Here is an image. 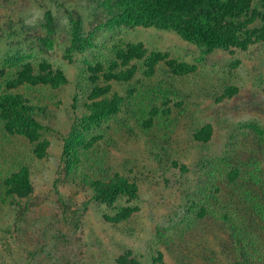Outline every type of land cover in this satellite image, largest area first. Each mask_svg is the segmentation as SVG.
<instances>
[{"label":"rangeland","instance_id":"1","mask_svg":"<svg viewBox=\"0 0 264 264\" xmlns=\"http://www.w3.org/2000/svg\"><path fill=\"white\" fill-rule=\"evenodd\" d=\"M111 1L0 0V95L15 94L48 112L37 131L48 143L42 158L34 156L29 139L36 130L23 125L21 134H10L0 113V264H154L158 252L165 264H174L162 240L191 222L187 195L198 158L219 155L234 130L264 128V42L246 50H208L176 30L114 22L119 11ZM76 21L80 33H73ZM139 43L196 71L176 76L161 62L147 76L146 63L133 61V78L113 82L105 96L113 104L121 99L117 112L92 122L85 112L92 90L88 67H110L116 50ZM26 62L51 65L66 84L11 89L5 81ZM227 87L236 93L218 102ZM166 109L170 115L159 116ZM206 124L212 136L203 145L193 133ZM85 140H98L85 155L105 167L88 180L109 190L106 174L119 173L137 183L135 197L103 198L68 171L66 145L76 148ZM160 143L171 160L164 162ZM23 164L30 176L22 195H8L3 181ZM126 207L138 209L119 223L107 219Z\"/></svg>","mask_w":264,"mask_h":264},{"label":"trees","instance_id":"2","mask_svg":"<svg viewBox=\"0 0 264 264\" xmlns=\"http://www.w3.org/2000/svg\"><path fill=\"white\" fill-rule=\"evenodd\" d=\"M119 11L118 22L129 27H153L161 30H176L185 40L208 50H246L257 42H264V0H112ZM103 11V10H102ZM101 11V12H102ZM80 22L73 23V33H80ZM78 35V34H77ZM149 54V56H148ZM114 62L105 68L102 64L89 66L88 80L92 84L86 115L92 122L106 119L117 112L121 99L111 103L105 96L111 91L112 83L128 82L135 72L131 62L143 60L147 76L155 66L163 62L173 75L181 76L196 71V66L175 59L167 54L148 53L142 44H127L125 49L114 52ZM120 69H125L121 70ZM4 73H0V77ZM152 76V75H151ZM5 81L11 89L21 86L58 88L66 84L64 75L47 63L35 67L30 62L22 63L13 79ZM100 84H103L100 86ZM236 88L227 87L216 100L221 101L236 93ZM4 130L10 134H21L22 126L33 127L32 152L36 158L45 155L48 145L40 140L41 118L48 112L24 105L12 93L0 95V113ZM171 110H162L159 116H169ZM158 114L151 112V117ZM153 120L145 125L150 129ZM38 133V134H37ZM212 127L206 124L193 133V139L203 145L209 142ZM99 140V139H98ZM97 140V141H98ZM97 141H82L76 148L66 145L64 154L69 156L68 171L72 172L83 186L110 198V194H126L135 197L137 183L131 178L115 173L106 174L109 190L102 189L100 181L88 180L103 171L100 160L86 157ZM164 162L171 160L168 150L160 143ZM86 154V155H85ZM80 158L82 159L80 161ZM87 159L92 162L87 161ZM102 165V166H101ZM172 165L177 166L176 161ZM194 183H190L188 216L191 222L168 233L162 245L173 256L174 264H264V128L248 125L232 131L222 152L214 156L201 154L194 167ZM107 173V172H106ZM30 168L27 164L9 173L3 184L7 194L22 195L20 190L28 181ZM135 184H134V183ZM111 186V187H110ZM110 193V194H109ZM114 199V197H113ZM137 207L121 209L110 222L119 223L130 218ZM183 222V221H181ZM171 236V237H169ZM210 239V245H208ZM216 245V246H215ZM154 260L163 262L162 253Z\"/></svg>","mask_w":264,"mask_h":264}]
</instances>
